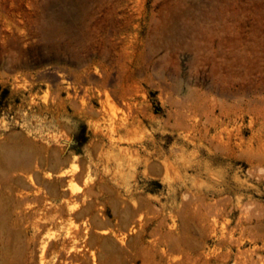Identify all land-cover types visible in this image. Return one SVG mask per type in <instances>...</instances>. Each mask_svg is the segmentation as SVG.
Instances as JSON below:
<instances>
[{"label":"rangeland","instance_id":"obj_1","mask_svg":"<svg viewBox=\"0 0 264 264\" xmlns=\"http://www.w3.org/2000/svg\"><path fill=\"white\" fill-rule=\"evenodd\" d=\"M0 264H264V0H0Z\"/></svg>","mask_w":264,"mask_h":264},{"label":"bare ground","instance_id":"obj_2","mask_svg":"<svg viewBox=\"0 0 264 264\" xmlns=\"http://www.w3.org/2000/svg\"><path fill=\"white\" fill-rule=\"evenodd\" d=\"M13 151V150H12ZM14 152V151H13ZM8 153V152H7ZM15 156V155H14ZM13 157V156H12ZM15 160V159H14ZM8 162H9V160H8ZM19 162V161H18ZM13 163H14V161H13ZM11 169V168H10ZM17 169V168H16ZM3 171V170H2ZM61 175H64L63 173L61 174ZM79 233V232H78ZM92 244V243H91ZM90 244V245H91ZM93 245V244H92ZM88 246V245H87Z\"/></svg>","mask_w":264,"mask_h":264}]
</instances>
